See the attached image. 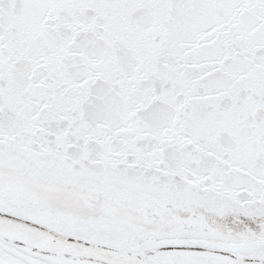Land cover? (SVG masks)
I'll return each instance as SVG.
<instances>
[{
  "label": "snow or ice",
  "instance_id": "snow-or-ice-1",
  "mask_svg": "<svg viewBox=\"0 0 264 264\" xmlns=\"http://www.w3.org/2000/svg\"><path fill=\"white\" fill-rule=\"evenodd\" d=\"M0 264H264V0H0Z\"/></svg>",
  "mask_w": 264,
  "mask_h": 264
}]
</instances>
